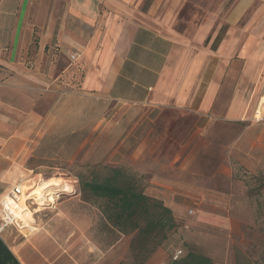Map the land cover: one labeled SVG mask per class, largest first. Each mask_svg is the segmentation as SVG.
<instances>
[{"label": "crops", "instance_id": "crops-1", "mask_svg": "<svg viewBox=\"0 0 264 264\" xmlns=\"http://www.w3.org/2000/svg\"><path fill=\"white\" fill-rule=\"evenodd\" d=\"M47 1L39 6L43 28L32 51V0H0V154L21 157L17 167L43 168V161L66 158L147 175L122 163L130 147L136 165L148 158L152 166L166 161L170 169L176 164L193 168L198 154L216 145L252 150L255 130H240V123L247 117L246 92L260 88V95L264 84V0H154L140 19L130 0H105L102 30L72 38L63 17L44 11ZM53 2L54 8L85 10L75 21L88 23L95 16L93 0ZM192 8L203 15L191 17ZM70 51L78 55L74 62ZM63 57L70 66L60 64ZM126 107L143 112V123L135 136L129 132L119 139L114 133ZM262 109L258 103L256 121ZM226 126L239 127L233 141H227ZM27 160L35 164L28 167ZM3 164L0 159V168ZM7 176L0 174L5 185L0 194L11 185ZM154 198L179 221L186 220L185 228L226 231L222 249L209 253L219 264H254L230 239L236 228L206 209V200L192 208L185 197L173 206ZM76 199L54 203L27 240L19 239L13 227L4 228L0 264H95L92 257L100 249L80 225L84 207Z\"/></svg>", "mask_w": 264, "mask_h": 264}, {"label": "rangeland", "instance_id": "rangeland-1", "mask_svg": "<svg viewBox=\"0 0 264 264\" xmlns=\"http://www.w3.org/2000/svg\"><path fill=\"white\" fill-rule=\"evenodd\" d=\"M93 1L95 16L92 20L89 18L88 23L75 21L76 16L84 14L85 10L54 8L53 0L46 2L49 7H46L44 11L53 16L63 17L65 20L64 27L68 30V32L65 30L67 37L72 38L75 33L82 37H89L93 31L97 33L98 30H102L101 17L108 11L104 7L105 0ZM130 1L136 7V16L140 19L142 18L141 14L146 13L154 0ZM41 2L42 0H32V10L28 19L31 32H33L32 51L37 46L38 35L41 28H43L39 24L38 12L39 6L41 7L42 5ZM81 11H84V13ZM223 11H226V8ZM203 13L197 9L194 12H190L191 17L194 18L199 15L202 16ZM83 19L87 20L86 17ZM90 21L93 22L91 23ZM178 24V29H182V23L178 22ZM50 27L53 29L58 26L51 24ZM70 52L69 54L75 53ZM60 64L70 66L69 60L65 57L60 59ZM72 75L73 73H70L64 79H70ZM259 91L260 88L246 92L245 99L248 102L247 117L240 123V130L249 126H252L251 128L255 130L254 145L250 151H248L249 147L246 150L238 149L236 151L234 147L232 149L227 147L224 150L218 145L208 147L204 152L198 154V161L196 160V163H194L195 168L187 169L179 168L178 164L174 165V167L176 166L175 168H166L164 166L167 165L166 161H160L158 165L153 164L152 166L148 158L140 159L136 165L132 158L133 147H130L131 149L125 155L121 154L123 164L134 167L139 172H148L147 175H143L145 177L142 183L146 186V192L149 195L158 196V198L162 197L167 204L172 206L176 204L174 200L180 199V197L186 198V204L189 207L194 206L195 203L198 204V201L202 199L206 200V209L217 212L218 215L220 214L221 217L227 220L232 228H236V232H232L230 239L248 254L254 264H264V109L256 116L257 121L254 119L255 109L259 103ZM119 112L121 115L124 114V116H118L121 118V126L114 135L119 137V139L128 135L129 132L130 137L135 136L134 132L143 123L142 117L144 113L138 112L132 107L123 108ZM149 126L146 123L144 131L149 129ZM224 129L231 133V137L227 141H233L238 134L239 127L226 126ZM0 159L4 163L2 168H0V174L2 172L6 176L11 174L10 177L7 176L6 181L8 183L11 182L12 185L19 180H27V183H34L39 189L46 188L49 197H45L44 201L50 202L48 203L51 204L50 207L59 200L70 198L77 200V196L80 198V194L77 192L76 175L91 167L80 159L70 162L66 158H58L55 161H43V168H19L15 162L20 161L21 157L13 158L6 154H3V156L0 154ZM33 163L27 160L26 166L30 167ZM221 164L223 165L218 169L212 168L213 165L220 166ZM54 165L57 168H54ZM203 166H209V168H203ZM151 174H154V177H151ZM9 179H13L14 182ZM4 186L0 184V189ZM70 186L73 190H69ZM60 188H67L68 190L61 196ZM186 194L189 198L186 197ZM204 200H202V204L205 203ZM78 202L84 207L83 215L85 216L79 218L80 225L84 226L87 237L100 249V251H95L92 261L94 260L95 264H132L133 259L129 248L130 236L122 235L117 230L107 227L105 224L103 225L101 214L94 204L85 203L81 199ZM53 210L44 207L33 216L35 222L33 234L24 237L13 227L15 235L21 240L31 238L40 230L42 220L47 218ZM184 210L187 211V209ZM185 221L182 220V222ZM183 225L184 223H181L180 230L173 231L169 238L155 250L144 264H166L170 261L171 255L175 251L183 250L185 253L186 245L194 247L209 257H211L209 253L217 251L219 248L222 249L224 246L222 238H224L223 234L226 231H220L210 226L196 227L195 229L188 225V228H184ZM211 258L214 264H219L218 258ZM88 263L91 264L90 262Z\"/></svg>", "mask_w": 264, "mask_h": 264}, {"label": "trees", "instance_id": "trees-1", "mask_svg": "<svg viewBox=\"0 0 264 264\" xmlns=\"http://www.w3.org/2000/svg\"><path fill=\"white\" fill-rule=\"evenodd\" d=\"M90 166L76 175L81 201L96 206L103 225L130 236L132 264H144L173 231L180 230L182 222L163 201L146 192L143 175L119 165ZM185 248L178 259L172 260L173 253L166 264H214L194 247Z\"/></svg>", "mask_w": 264, "mask_h": 264}, {"label": "built area", "instance_id": "built-area-1", "mask_svg": "<svg viewBox=\"0 0 264 264\" xmlns=\"http://www.w3.org/2000/svg\"><path fill=\"white\" fill-rule=\"evenodd\" d=\"M77 58V54H69L71 62L76 61ZM259 104L264 105V84L259 96ZM26 181L15 182L0 196V232L6 227H14L23 236L30 235L35 230L33 216L44 207L54 209V204L50 207L51 204H48L50 202L44 201L45 197H49L46 188L39 189L36 184ZM71 189L73 190L70 186L69 190ZM59 190L61 195L68 189L60 188ZM192 213L191 210L188 211V214L192 215ZM181 255V250L175 251L172 260L178 259Z\"/></svg>", "mask_w": 264, "mask_h": 264}, {"label": "bare ground", "instance_id": "bare-ground-1", "mask_svg": "<svg viewBox=\"0 0 264 264\" xmlns=\"http://www.w3.org/2000/svg\"><path fill=\"white\" fill-rule=\"evenodd\" d=\"M47 186H51V185H47ZM53 186V185H52ZM48 189V188H47Z\"/></svg>", "mask_w": 264, "mask_h": 264}, {"label": "water", "instance_id": "water-1", "mask_svg": "<svg viewBox=\"0 0 264 264\" xmlns=\"http://www.w3.org/2000/svg\"><path fill=\"white\" fill-rule=\"evenodd\" d=\"M61 195H64L63 193Z\"/></svg>", "mask_w": 264, "mask_h": 264}]
</instances>
